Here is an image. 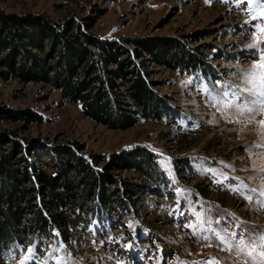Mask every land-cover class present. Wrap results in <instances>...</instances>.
Masks as SVG:
<instances>
[{
  "label": "rangeland",
  "instance_id": "1",
  "mask_svg": "<svg viewBox=\"0 0 264 264\" xmlns=\"http://www.w3.org/2000/svg\"><path fill=\"white\" fill-rule=\"evenodd\" d=\"M0 8L60 23L104 13L93 30L103 39L184 40L201 32L191 48L211 53L191 74L151 66L173 109L128 130L86 118L48 84L0 81V109L43 119H0V141L16 132L37 145L34 168L56 174L62 166L54 150L78 144L87 159L145 149L163 176L141 192L135 172L106 173L97 194L123 180L139 185L141 195L93 208L79 203L67 239L56 230L29 237L10 248L4 264H264V0H0Z\"/></svg>",
  "mask_w": 264,
  "mask_h": 264
},
{
  "label": "trees",
  "instance_id": "2",
  "mask_svg": "<svg viewBox=\"0 0 264 264\" xmlns=\"http://www.w3.org/2000/svg\"><path fill=\"white\" fill-rule=\"evenodd\" d=\"M103 15L60 23L47 14H19L0 8V81L23 79L53 86L65 102L80 106L86 118L111 130L131 129L140 120L165 119L172 103L157 91L160 85L152 79L150 67L187 74L198 71L211 56L208 49L197 52L191 48L203 34L188 35L184 40L103 39L93 31ZM1 118L43 124L42 117L30 110L0 109ZM7 138L8 142L0 141V264L11 247L34 240L29 237L51 235L56 230L67 239L79 203L93 208L125 196L135 201L144 189L155 187L153 178H163L158 158L145 149L89 160L81 155L84 148L78 144L54 150L62 167L54 175L47 174L31 162L32 148L37 145L26 144L16 132ZM21 163L26 166L23 170ZM101 165L99 172L96 167ZM125 171L135 172L143 182L140 187L146 188L140 192L139 185L116 180L119 188L97 194L101 184L108 182L106 173Z\"/></svg>",
  "mask_w": 264,
  "mask_h": 264
},
{
  "label": "snow or ice",
  "instance_id": "3",
  "mask_svg": "<svg viewBox=\"0 0 264 264\" xmlns=\"http://www.w3.org/2000/svg\"><path fill=\"white\" fill-rule=\"evenodd\" d=\"M260 67L264 68V64L260 65ZM262 79H264V78H262ZM259 95H260L261 97H264V91L260 92ZM252 103L255 104V103H257V102H252ZM258 103H259L262 107H264V99L259 100Z\"/></svg>",
  "mask_w": 264,
  "mask_h": 264
}]
</instances>
